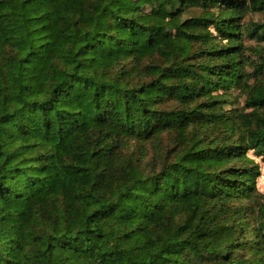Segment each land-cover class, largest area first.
Listing matches in <instances>:
<instances>
[{"label":"trees","instance_id":"16d2710c","mask_svg":"<svg viewBox=\"0 0 264 264\" xmlns=\"http://www.w3.org/2000/svg\"><path fill=\"white\" fill-rule=\"evenodd\" d=\"M249 152L264 0H0V264H264Z\"/></svg>","mask_w":264,"mask_h":264},{"label":"rangeland","instance_id":"374dc122","mask_svg":"<svg viewBox=\"0 0 264 264\" xmlns=\"http://www.w3.org/2000/svg\"><path fill=\"white\" fill-rule=\"evenodd\" d=\"M240 106L242 107V103ZM248 157L254 159L259 165L260 175L256 180V188L260 194H264V160L261 158H255L251 152L248 153Z\"/></svg>","mask_w":264,"mask_h":264}]
</instances>
